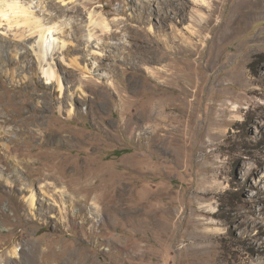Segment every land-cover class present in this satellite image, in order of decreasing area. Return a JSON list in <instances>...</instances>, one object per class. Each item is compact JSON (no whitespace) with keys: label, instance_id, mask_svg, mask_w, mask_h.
Masks as SVG:
<instances>
[{"label":"rangeland","instance_id":"1","mask_svg":"<svg viewBox=\"0 0 264 264\" xmlns=\"http://www.w3.org/2000/svg\"><path fill=\"white\" fill-rule=\"evenodd\" d=\"M206 1L33 0L63 90L2 21L0 264H264V0Z\"/></svg>","mask_w":264,"mask_h":264},{"label":"bare ground","instance_id":"2","mask_svg":"<svg viewBox=\"0 0 264 264\" xmlns=\"http://www.w3.org/2000/svg\"><path fill=\"white\" fill-rule=\"evenodd\" d=\"M200 1L207 3L206 0H200ZM32 4H33V0H28V2H26V0H0V24L4 19H6L9 28L19 27L15 35L21 38L27 37L26 36L27 33H29V36L38 33L37 36L38 39H36L33 43L30 44V50L37 54L39 60L38 64L40 65L45 75L46 82L51 83L56 81L58 83V87H59L58 89L63 90V85L61 83L60 75L56 70L55 62L52 60V55L55 49L57 48L61 49L62 47L65 46V41H62V45L58 47V40L57 37L55 36V32L53 31L55 29L59 30L60 27L57 28V23L54 22L53 20H51L53 24L46 26V24H44L42 21L43 19L40 18L39 14H36L33 8L34 6H32ZM106 21L107 20H105L102 16L98 20L96 19L94 21L91 20V23L93 22L94 25H100L104 30H106L109 27ZM93 34L94 33L91 31L89 33V36L91 37L93 36ZM8 45L9 43H7V41H3L0 43L1 54L4 53L5 49L7 50ZM10 47L15 48V50L19 52L17 43L10 44ZM76 63L77 62H71V61L69 62V64L72 66H76ZM33 117H37V116L35 115L25 116L22 119L24 122L23 124L25 125L26 122ZM33 119H36L34 121L39 120L38 118H33ZM7 121L8 120L5 119V122ZM30 206L32 207L34 206V197L30 198Z\"/></svg>","mask_w":264,"mask_h":264}]
</instances>
